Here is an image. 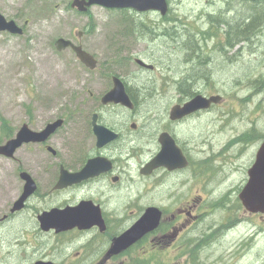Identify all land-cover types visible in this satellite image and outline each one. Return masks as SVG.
<instances>
[{"label": "rangeland", "instance_id": "rangeland-1", "mask_svg": "<svg viewBox=\"0 0 264 264\" xmlns=\"http://www.w3.org/2000/svg\"><path fill=\"white\" fill-rule=\"evenodd\" d=\"M72 2L0 0V13L24 30L22 35L0 32V145L8 141L3 127L13 135L24 124L38 130L43 123L57 116L74 113L88 116L94 110H102L97 108L98 99L112 89V77L120 76L132 90L143 92L137 95L141 99V109L136 118L119 120L122 132L138 131L141 139L129 144L133 149L123 147L127 152L131 149L130 157L122 151V142L115 150V155L125 166L126 182L134 186V178L140 177L139 170L131 166L140 167L149 160L153 132L170 127L195 155L205 152L218 160L219 179L207 177L217 192L223 189L230 191L224 210L215 212L218 203L214 200L220 195L207 198L206 205L213 204L206 219L211 226L207 228L218 232L214 242L202 254L199 264H264V215L245 213L237 201L239 190L248 181L247 172L256 159L260 143L248 147L235 145L237 142L231 145L234 138L253 127L264 134V87L263 93L255 95L254 91L260 90L261 85L252 89L250 80L264 77V48L254 53L247 43L225 46L224 32L228 26L214 21L216 18L219 20L222 12L223 16L237 23L239 10L247 12L253 8L251 3L246 0H169L171 11L166 17H161L155 12L138 15L129 10H107L98 6L84 15L71 7ZM262 8L259 6L257 9L262 12ZM211 25L216 27L213 31L217 32V38L204 39L199 33L211 29ZM184 27L199 41L207 64L213 59L222 63L214 78L208 82H196L194 92L204 96L223 95L224 101L210 111L175 126L169 119L170 111L193 98L181 92L177 83L189 72L182 74L176 66L180 61L176 63L170 58L167 48L161 47L155 36H166V32L173 33ZM79 32H83L82 38H78ZM59 38L83 46L98 61V69L88 70L70 50L59 52L55 46ZM261 39L264 40V34ZM137 59L152 65L155 70L141 68L136 63ZM223 63L227 65L224 69ZM145 84L148 85V96L142 97L146 91ZM115 110H102L108 111L110 124L116 118ZM133 123L137 124L135 130L132 129ZM75 128L70 124L61 131L57 141L60 149V140L68 147L79 142ZM91 142L92 137L86 146L77 147L81 153L79 157L88 153ZM16 157L23 158V153ZM16 170L12 162L0 156V219L7 215L8 208L22 192V181L17 178ZM165 180L161 184L159 181L158 187L152 191L150 179L141 178L140 197L131 199V205H139L142 209L151 204L169 208L175 193L167 188ZM45 203L39 201L38 207L44 209ZM240 219L246 221L241 223ZM243 224L246 226L242 227ZM35 226L34 214H27L21 222L14 220L8 225L0 224V264H34L39 260L58 264H94L92 254L100 244L97 241L88 244L90 235H38L34 238ZM125 228L119 225L113 231L121 232ZM233 230L235 232L231 233ZM17 239L25 244L23 248L14 246ZM36 244L54 248L55 252L46 259L44 256L34 257ZM159 249L155 254H146L149 251L147 241L132 252L136 257L115 264H133L134 261L171 264L173 261L167 253ZM81 250L84 251L82 257H76L75 253Z\"/></svg>", "mask_w": 264, "mask_h": 264}, {"label": "flooded vegetation", "instance_id": "flooded-vegetation-1", "mask_svg": "<svg viewBox=\"0 0 264 264\" xmlns=\"http://www.w3.org/2000/svg\"><path fill=\"white\" fill-rule=\"evenodd\" d=\"M246 1L251 3V5L260 4L259 6L263 7V15L261 16V26L263 30L260 34V37H262L264 34V1ZM146 14L147 13L138 15ZM215 20H217V18ZM217 21L224 24L221 19ZM227 31L228 29H225V35ZM130 44L132 45L134 43ZM240 45H242V43H240ZM254 79L255 78L250 79L251 83ZM260 79H264V77ZM262 87H264V83L261 85L260 90L254 91L255 95L263 93ZM127 89L131 97L130 99L135 106L133 110L115 104L105 106L101 102L102 98L98 99L97 108L102 110L106 108L117 109L115 110L116 118L112 124H110L108 111L103 112L102 110H94V113L88 116H81L78 113L69 114V116H57L43 123L38 129L42 131L47 125L59 119H63L65 128L70 124L75 125L76 128L74 133L78 136L77 138L79 140V142L73 145L76 149L73 146H65L61 140L60 149L57 141L58 138L60 139L61 131H58L44 143L24 145L16 152L14 157L7 159L16 166L17 178L21 179L20 176L23 172L28 173L32 177L36 185V191L26 201L23 209L13 211L14 204L21 197L25 187V182L21 179L22 187L20 190H22V192L13 202L12 206L8 208L7 215L0 219V224L5 223L8 225V223L14 220L21 222L27 214H34L36 222L35 233L33 234L34 238L38 235H54L56 237L68 236L70 234H76L78 236L90 235L88 244L93 241H97L100 244V247L95 249L92 254L93 262L99 263L105 260L109 248L115 237L118 236L116 233L119 234L118 231H113V229L119 225L126 226V228L131 226L144 212L141 206L136 204L131 205L130 203L131 199L137 200L140 197L142 188L141 178L150 179L152 191L158 187L159 181L161 184V182L166 179V186L172 191V194L175 193L173 194L175 198L174 202L170 203L169 208H160L163 211L161 226L148 235L142 242L140 241L121 255L112 257L107 264H115L129 259L130 257H136V254L132 252L147 241H149V251H146V254H155L160 248L159 251H165L167 257L173 261L171 264H199L202 254L214 242L218 232L216 229L214 230V228H207L210 227L211 224H207L206 219L210 216V209H213L212 202H210L208 206L206 205L207 198H215L214 196L217 194L224 197L230 192H225L224 189L223 191L217 192V189L211 186L212 182L207 177L211 176L215 180L219 179L218 160L216 159L213 164L216 166V169L208 167V165H206L208 157L205 152L200 153L201 156L199 154L195 155L177 136L173 129L165 127L160 131L155 130L150 137L151 154L149 160L142 163L140 167L139 165H134L133 167L131 162L128 163L130 166L132 165L131 167L134 170H139L140 173V177L134 178L133 180L134 186H130L129 181L127 183L125 180V166L121 164V160L115 155V150L118 148L119 143L122 142L124 143L121 146L122 151L130 157L129 151L133 148H131L129 144L135 143L140 139L137 135L138 131L134 133L132 131L124 133L119 128L121 126L119 120L136 118L141 109V99L137 97L141 90H136L134 88L132 90L128 85ZM252 89H256L253 83ZM202 113L203 112L197 113L191 116V118ZM95 115L98 117L97 124L105 126L119 134L117 140L101 148L97 145V137L94 133ZM189 119L190 117L182 121H170L172 125L178 126L179 124L187 122ZM133 125L137 124L133 123L132 129ZM163 133H169L176 140V143L183 151L189 164L186 168L175 171H170L165 167L158 168L153 170L150 176H144L141 174L142 168L149 163H153L162 150L159 139ZM91 137L92 142L88 144V153L82 155L81 159V157L78 156V154L81 155V153L78 151L77 147L81 148L86 146ZM123 147L131 149L127 152V148ZM21 152L23 153V158L17 159L16 155ZM98 158L108 159L111 162V169L82 181L81 183L68 185L66 187H58L63 169L69 173H77L87 165L88 161ZM253 164L254 162L250 165L249 169ZM160 176L161 178L159 179ZM179 184L181 187H175ZM243 187L239 190V194L242 192ZM39 201L46 202L44 209L38 207ZM83 201L92 202L95 207L99 208L101 217L104 219L107 227L105 231H101L98 226H93L88 231H81L75 228L60 234L54 231L45 232L41 229L39 222V215L41 212L43 213L53 209H65L67 207H77ZM214 201L217 202L218 200L215 199ZM153 205L154 204H151L150 206ZM218 209L219 208H216L215 212ZM245 213L249 214L246 210ZM229 229L231 230L232 227L230 226ZM14 246L23 248L25 244L17 239L14 242ZM35 248L34 257L44 256L43 259H46V257L55 252L54 248H46L45 245L42 244H36ZM83 253V250L77 251L75 256L82 257ZM175 260L178 261L175 262Z\"/></svg>", "mask_w": 264, "mask_h": 264}, {"label": "water", "instance_id": "water-1", "mask_svg": "<svg viewBox=\"0 0 264 264\" xmlns=\"http://www.w3.org/2000/svg\"><path fill=\"white\" fill-rule=\"evenodd\" d=\"M249 1H264V0H249ZM101 6L107 9H134L138 12H147L150 10L160 11L163 16H166L169 11V3L167 0H74L72 7L76 8L81 13H88L91 7ZM0 31H8L15 35H22L23 30L16 22L7 21L0 13ZM82 36V34H79ZM55 46L59 52L68 49L73 50L77 58L86 67L91 70L97 68V61L93 55L84 50L82 46H78L73 41L59 38ZM137 63L150 67L141 60ZM113 88L102 98L104 105L121 104L131 110L135 109L133 102L127 93L124 82L119 77H114ZM222 96L214 95L207 97L197 95L184 105H176L170 112L172 121H180L186 117L194 115L200 111L209 110L213 105L221 103ZM97 115L94 116V133L97 136L98 147H104L110 142L118 139L119 134L97 124ZM63 120H58L55 123L49 124L44 131H33L25 124L17 133V136L9 140L6 144L0 145V155L12 158L19 148L24 144L43 143L49 139L58 129L62 128ZM136 128V126H134ZM162 150L153 163L147 164L141 171L143 175H150L153 170L165 167L170 171L184 169L188 166V160L183 154V151L176 143V140L169 134L163 133L159 139ZM111 169V162L106 158L92 159L87 165L77 173H69L63 169L58 187H66L72 184H78L91 177H94L104 171ZM249 180L242 192L239 194V199L243 206L251 214H264V142L261 144L256 155L253 166L248 171ZM21 179L26 182L24 193L21 198L15 203L13 211L24 208L26 201L36 191V185L32 177L23 172ZM163 213L157 207H148L136 224L125 231L121 236L117 237L107 253V257L103 262L98 264H106L107 261L117 256L133 245L141 241L146 235L155 231L161 224ZM41 229L45 232L55 230L57 234L67 232L78 228L80 230H88L93 226H99L102 231H105L106 226L101 217L99 208L95 207L92 202H81L77 207H67L66 209H53L46 211L39 216ZM35 264H58L51 261H37Z\"/></svg>", "mask_w": 264, "mask_h": 264}, {"label": "trees", "instance_id": "trees-1", "mask_svg": "<svg viewBox=\"0 0 264 264\" xmlns=\"http://www.w3.org/2000/svg\"><path fill=\"white\" fill-rule=\"evenodd\" d=\"M259 5L260 4L252 5L253 8L247 10V12L239 10V18L237 20V23H234L233 19L223 16L221 12V14L219 15V19H221V21H223V23L228 26V31L225 37V40L227 42L225 43V46L234 47L240 43H247L254 53L264 48V40L260 37V34L263 30V27L261 26V15L263 11L261 12L260 9H257ZM211 26V29L203 31L199 33V35L207 40L211 38L216 39L217 32L213 31V29H215L216 27L214 25ZM165 35L166 36H155L156 41L160 43L161 47L167 48V54L170 56V58L176 60V63L177 61H180V64L177 63L176 66H178L183 75L186 74V72H189V75L187 77H184L177 82L180 85L179 90L188 97H193L199 94L194 92L196 82L205 80L208 82L209 79L214 78V75H218V73L216 72L217 68L220 67L219 64L222 63L213 59L209 64H207L206 60L202 56L199 41L195 39L193 34H191L185 27L182 29L174 30L173 33L166 32ZM145 38H147V35L145 36ZM182 58H185V60H183ZM199 59L201 60L200 62L198 61ZM195 64L196 66H194ZM224 65L226 64L223 63V69ZM252 83L254 84V88H256V86L262 85L264 83V79L255 78ZM144 88L146 91L144 92V94H142V97L143 95L147 97L148 85L145 84ZM3 132H5L4 135L6 137H9V133L6 132V130H3ZM263 140L264 134L258 128L253 127L246 133L234 138L231 141V145L233 142H237L238 144L235 145L242 144L240 145L241 147H248L253 145L254 143L256 144V142L258 144ZM215 160L216 159L212 158V162L210 161L207 163L208 167H214L213 164L215 163ZM229 197L230 196L228 194L224 197L219 196L215 198L218 200L217 203L219 209L224 210V208H226L225 202H228ZM237 201L241 204L239 199ZM239 221L246 220L240 219ZM246 243H248V239L246 240ZM133 264H154V262L134 261Z\"/></svg>", "mask_w": 264, "mask_h": 264}, {"label": "bare ground", "instance_id": "bare-ground-1", "mask_svg": "<svg viewBox=\"0 0 264 264\" xmlns=\"http://www.w3.org/2000/svg\"><path fill=\"white\" fill-rule=\"evenodd\" d=\"M215 20V19H214ZM207 160H206V165H207V163L208 162H210L211 160H212V158H214V157H212L211 156V154H207ZM1 192V191H0ZM242 227H245L246 226V224H243V225H241ZM232 232H235V230H233ZM226 261V260H225Z\"/></svg>", "mask_w": 264, "mask_h": 264}]
</instances>
